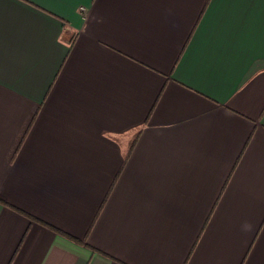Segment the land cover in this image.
<instances>
[{
  "label": "crops",
  "instance_id": "obj_1",
  "mask_svg": "<svg viewBox=\"0 0 264 264\" xmlns=\"http://www.w3.org/2000/svg\"><path fill=\"white\" fill-rule=\"evenodd\" d=\"M0 264H264V0H0Z\"/></svg>",
  "mask_w": 264,
  "mask_h": 264
}]
</instances>
